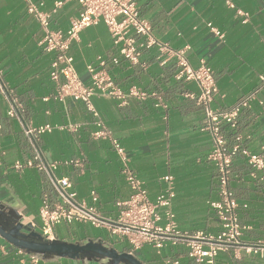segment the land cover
<instances>
[{
    "label": "crops",
    "instance_id": "crops-1",
    "mask_svg": "<svg viewBox=\"0 0 264 264\" xmlns=\"http://www.w3.org/2000/svg\"><path fill=\"white\" fill-rule=\"evenodd\" d=\"M52 13L55 3L65 2L52 14L51 27L67 31L81 7L67 0H36ZM140 15L152 24L153 36L171 50H186L192 68L205 63L218 86L213 108L229 111L262 85L264 77V0H135ZM211 25V27L209 26ZM212 28L224 36H216ZM44 33L30 15L25 0H0V69L4 80L23 104L22 123L26 126L69 127L77 132L56 129L42 135L38 147L47 162L79 160L80 166L61 165L57 177L73 184L77 199L95 205L101 216L116 219L118 203L126 201L131 189L122 173L123 165L113 141L129 156L131 169L145 183L149 198L155 201L165 190V176L174 179L172 211L180 230L217 235L221 225L211 203L220 199L219 173L209 156L214 148L206 130L204 108L198 104L200 89L195 81L178 79L180 68L172 55L157 47L140 49L138 63L122 54L107 26L100 23L83 30L73 42L70 55L81 79L89 83L88 65L104 69L116 87L129 95L132 89L146 97L130 96L125 103L95 96L92 104L98 118L82 102L55 100L52 81L53 53L40 42ZM138 43L141 39L136 38ZM117 63H114V60ZM105 65L101 66V62ZM193 96L194 98L190 97ZM8 102L0 95V201L17 209L25 223L38 224V213L45 193L52 203L57 196L45 173L34 168L16 171L13 165L33 157L22 124L8 116ZM102 121L110 138L95 139ZM227 146L236 144L234 131L223 126ZM236 136L241 147L260 154L264 148V92L238 117ZM230 188L239 207L240 224L247 227L242 241H264V171L252 168L243 155L234 157ZM97 202L94 203L92 195ZM38 232L39 230L36 229ZM57 240L84 243L102 239L119 252L133 254L143 264H195L184 246L157 250L144 245L134 250L127 240L112 236L106 229L85 223L62 224L55 228ZM16 248L1 257L2 264H32L22 261ZM44 262L41 261V264ZM46 264H95L88 260H59ZM212 264H264V259L243 251L221 252Z\"/></svg>",
    "mask_w": 264,
    "mask_h": 264
},
{
    "label": "built area",
    "instance_id": "built-area-1",
    "mask_svg": "<svg viewBox=\"0 0 264 264\" xmlns=\"http://www.w3.org/2000/svg\"><path fill=\"white\" fill-rule=\"evenodd\" d=\"M77 2L81 11L78 17L71 20L67 31L52 29V14L63 7L65 2L55 3L52 13L44 11V3L36 0H25L27 11L39 23L44 37L40 42L42 49L47 53H53L55 58L51 64L50 76L56 84L55 100L66 102L73 100L82 102L87 109L98 118L92 99L101 95L111 97L125 103L130 96L146 97L145 93L132 89L129 95L112 82L110 75L104 69H98L93 65L87 66L90 75L89 83H85L74 66V58L70 55L73 42L79 39L80 33L90 27L103 23L109 29L116 45H122L121 54L131 63H138L140 49L157 47L164 54L172 55L177 60L180 71L178 79L195 81L200 89V95L196 98L199 105L204 108L206 125L204 130L212 136L214 148L209 159L215 165L219 173L220 199L211 203L216 211L221 225V231L217 235L205 232L188 233L180 230L176 215L172 211V203L175 198L174 179L165 176V190L155 201L149 198L145 183L131 169L129 156L126 150L113 141L114 147L121 159L122 173L131 189V194L126 201L118 203L120 208L116 219L105 218L100 215L97 207L80 201L73 191V184L66 177H57L55 172L61 165L80 166L79 160L47 162L38 147L39 138L42 135L52 133L54 130L68 129L77 132L79 125L58 127L44 125L39 127L26 126L22 123L23 104L16 98L9 84L4 80V73L0 69V95L8 102V116L20 121L25 137L29 140L33 150L32 159L26 163L17 162L13 165L16 171L34 168L45 173L47 182L57 196V202L52 203L50 194L42 197L38 213L39 223L30 222L33 228L46 241L56 240L55 228L62 224L74 223L89 224L94 228L106 229L112 236L121 240H127L134 250H139L144 245H150L158 251L169 246H184L188 250L189 257L195 264H212L219 253L234 249L264 259V241L255 245L243 246L241 237L247 227L240 224L237 209L239 204L230 188L232 177L231 166L235 155L240 151L249 165L257 170L264 171V148L260 154H254L247 149H241L239 143L241 136L236 137L237 144L229 149L223 134V126L230 129L237 128L238 117L243 109L251 107L264 92V77L262 85L253 93L243 98L229 111H217L213 108L214 97L218 93V86L211 68L205 63L194 69L186 58V50L173 51L165 43L158 41L152 33V24L148 19L140 15L135 0H67ZM211 27V25H209ZM216 36L223 38L221 32L212 28ZM136 38H140L138 43ZM117 63V60H114ZM105 63L102 61L101 66ZM194 98L192 95L190 96ZM100 130L91 133L95 139L110 138V132L98 120ZM93 202H97L92 195ZM9 245L0 236V260L9 255ZM17 255L23 257L22 261L32 264H41L34 256L26 255L23 251L16 250ZM0 264L1 261H0ZM46 264V263H43ZM173 264H180L175 261Z\"/></svg>",
    "mask_w": 264,
    "mask_h": 264
},
{
    "label": "water",
    "instance_id": "water-1",
    "mask_svg": "<svg viewBox=\"0 0 264 264\" xmlns=\"http://www.w3.org/2000/svg\"><path fill=\"white\" fill-rule=\"evenodd\" d=\"M18 220L8 221L6 215L0 214L7 226L0 225V236L9 245L23 251L26 255L34 256L44 263L88 260L95 264H143L133 254L119 252L102 239L87 240L84 243H71L62 240L46 241L33 228L31 223H25L19 215Z\"/></svg>",
    "mask_w": 264,
    "mask_h": 264
},
{
    "label": "flooded vegetation",
    "instance_id": "flooded-vegetation-1",
    "mask_svg": "<svg viewBox=\"0 0 264 264\" xmlns=\"http://www.w3.org/2000/svg\"><path fill=\"white\" fill-rule=\"evenodd\" d=\"M3 213L6 215L4 218H7L8 221L18 220L17 209H13L0 201V214ZM0 225L7 226L4 219H0Z\"/></svg>",
    "mask_w": 264,
    "mask_h": 264
},
{
    "label": "trees",
    "instance_id": "trees-1",
    "mask_svg": "<svg viewBox=\"0 0 264 264\" xmlns=\"http://www.w3.org/2000/svg\"><path fill=\"white\" fill-rule=\"evenodd\" d=\"M237 128H238V124H237ZM237 128L236 129H234V130H232V131H234V135H233V138L234 139H236V130H237ZM223 134H224V132H223ZM225 135V134H224ZM225 139H226V142H227V137H226V135H225ZM241 143H239V145H240ZM240 148L241 149H244V148H242L241 147V145H240ZM243 155L240 151L235 155V156H237V155ZM244 156V155H243ZM232 172V171H231ZM231 179H232V177H231ZM230 183H231V181H230ZM245 232V231H244ZM243 236V235H242ZM240 241H241V244L243 245V246H251V245H255V244H257L258 242H253V243H246V242H243L242 241V237H241V239H240Z\"/></svg>",
    "mask_w": 264,
    "mask_h": 264
}]
</instances>
